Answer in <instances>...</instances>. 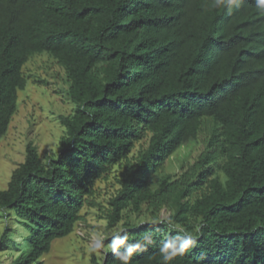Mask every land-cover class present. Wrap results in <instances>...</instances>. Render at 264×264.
Here are the masks:
<instances>
[{"label":"trees","instance_id":"obj_1","mask_svg":"<svg viewBox=\"0 0 264 264\" xmlns=\"http://www.w3.org/2000/svg\"><path fill=\"white\" fill-rule=\"evenodd\" d=\"M42 52L66 69L74 110L60 116L58 151L44 160L30 141L0 189V217L13 212L29 229L14 264H45L116 165L109 225L145 204L157 222H128L106 264H264V12L255 0H0V139L28 83L24 65ZM203 131L196 160L165 172ZM163 207L170 215L159 219ZM162 250L175 255L166 261Z\"/></svg>","mask_w":264,"mask_h":264},{"label":"rangeland","instance_id":"obj_2","mask_svg":"<svg viewBox=\"0 0 264 264\" xmlns=\"http://www.w3.org/2000/svg\"><path fill=\"white\" fill-rule=\"evenodd\" d=\"M28 79L19 92V106L7 133L0 139V189L8 186L13 170L26 157V146L32 141L44 160L57 152L65 126L60 116L70 114L74 103L68 95V77L64 66L48 52L36 53L24 65ZM207 132L178 148L167 160L165 172L179 175L183 166L193 163L206 147ZM150 133L135 143L130 155H137L149 143ZM121 165H116L96 183V192L82 208V218L67 236L53 242L52 249L42 259L45 264H106L109 253L116 248L114 240L128 222L156 223L148 205L140 211L126 208L122 218L109 225L111 198L121 186ZM170 215L163 207L159 219ZM168 232V228L163 227ZM29 229L9 212L0 217V264H14V259L27 247L25 236ZM6 234V236H5Z\"/></svg>","mask_w":264,"mask_h":264},{"label":"clouds","instance_id":"obj_3","mask_svg":"<svg viewBox=\"0 0 264 264\" xmlns=\"http://www.w3.org/2000/svg\"><path fill=\"white\" fill-rule=\"evenodd\" d=\"M232 2H234V0H229V3H232ZM255 3H256V6L261 10V12H264V0H255ZM191 244H192V241L190 238L185 239L183 243L180 245V248L178 251L180 253H183ZM162 252H165V251L162 250ZM174 255H175V251L171 254H168L167 252H165L164 259L166 261H170ZM123 258L126 259V257H123Z\"/></svg>","mask_w":264,"mask_h":264}]
</instances>
